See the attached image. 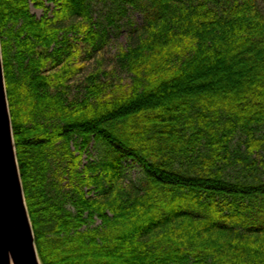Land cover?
<instances>
[{"label": "trees", "instance_id": "1", "mask_svg": "<svg viewBox=\"0 0 264 264\" xmlns=\"http://www.w3.org/2000/svg\"><path fill=\"white\" fill-rule=\"evenodd\" d=\"M96 4L110 24L143 14L117 55L131 82L97 60L70 99L79 44L89 58L108 43ZM0 35L42 264H264L259 0H0ZM92 142L103 157L83 164Z\"/></svg>", "mask_w": 264, "mask_h": 264}, {"label": "water", "instance_id": "2", "mask_svg": "<svg viewBox=\"0 0 264 264\" xmlns=\"http://www.w3.org/2000/svg\"><path fill=\"white\" fill-rule=\"evenodd\" d=\"M0 264H42L20 173L0 35Z\"/></svg>", "mask_w": 264, "mask_h": 264}, {"label": "rangeland", "instance_id": "3", "mask_svg": "<svg viewBox=\"0 0 264 264\" xmlns=\"http://www.w3.org/2000/svg\"><path fill=\"white\" fill-rule=\"evenodd\" d=\"M259 4L264 9V1L259 0ZM47 7L50 8V14L53 11V5L47 3ZM32 13L38 18H42L44 15L43 10L38 9L31 5ZM93 18L94 21L99 23L102 28L108 32V43L105 48L94 53L91 57L88 58L87 44H79V48L82 50V64H84L85 69L83 74L77 79L76 85H72L69 97L70 99H82L84 97V90L82 89V82L84 81L85 76L90 72L96 65L97 60L103 62L104 74L101 78L106 81L110 80L111 82L118 83L123 81L126 84L131 82V75L123 71L117 60V55L120 48H125L129 42L130 35V22H132L136 27L143 25V14L135 9H130L127 17L116 21L115 24H110V14L108 9L102 4H96L93 9ZM103 157V150L100 146H96L94 142L91 143L87 151L83 156V164H87L90 161H96ZM142 177L140 168L133 164L131 161L124 162L123 169V179L125 183H136Z\"/></svg>", "mask_w": 264, "mask_h": 264}]
</instances>
